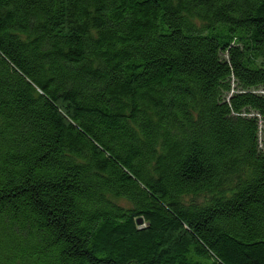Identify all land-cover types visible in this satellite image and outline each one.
Listing matches in <instances>:
<instances>
[{
	"label": "trees",
	"instance_id": "obj_1",
	"mask_svg": "<svg viewBox=\"0 0 264 264\" xmlns=\"http://www.w3.org/2000/svg\"><path fill=\"white\" fill-rule=\"evenodd\" d=\"M0 264H264V0H0Z\"/></svg>",
	"mask_w": 264,
	"mask_h": 264
},
{
	"label": "water",
	"instance_id": "obj_2",
	"mask_svg": "<svg viewBox=\"0 0 264 264\" xmlns=\"http://www.w3.org/2000/svg\"><path fill=\"white\" fill-rule=\"evenodd\" d=\"M141 222L139 221V224H140Z\"/></svg>",
	"mask_w": 264,
	"mask_h": 264
}]
</instances>
